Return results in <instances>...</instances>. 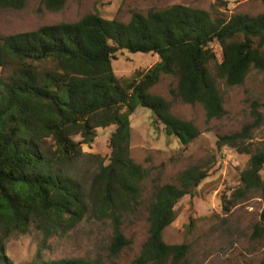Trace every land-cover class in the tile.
Instances as JSON below:
<instances>
[{"label":"trees","instance_id":"trees-1","mask_svg":"<svg viewBox=\"0 0 264 264\" xmlns=\"http://www.w3.org/2000/svg\"><path fill=\"white\" fill-rule=\"evenodd\" d=\"M24 2L0 0V9L19 10ZM66 2L43 0V5L60 11ZM214 43L221 48L219 61ZM263 48L264 13L213 18L205 10L181 4L145 15L135 12L128 23L93 13L77 22L0 37V69L7 72L0 76V264H14L5 252L11 235H25L32 228L46 238L65 234L89 214L113 220L110 247L119 254L129 245L121 229L122 212L141 205L143 184L152 174L131 156V116L138 107L151 110L167 136L189 146L201 132L194 123L175 116L171 103L151 89L163 76L174 77L175 98L202 105L207 122L221 119L226 111L217 79L229 87L244 84L251 70H264ZM124 50L152 53L160 60L122 83L112 62ZM213 62L216 76L209 68ZM45 63L52 67L42 69ZM111 126L116 130L109 141V164H101L87 185L72 166L84 157L82 146L94 142L97 129ZM250 130L247 126L241 133L221 136L219 145L240 147ZM263 169L264 143L240 174L236 193L257 190L264 202ZM207 177V172L191 168L181 174L180 186L154 187L149 237L133 264L183 263L188 245H169L163 234L176 220L179 201ZM263 224L264 209L256 235L264 232ZM27 264L104 263L36 259Z\"/></svg>","mask_w":264,"mask_h":264},{"label":"rangeland","instance_id":"rangeland-1","mask_svg":"<svg viewBox=\"0 0 264 264\" xmlns=\"http://www.w3.org/2000/svg\"><path fill=\"white\" fill-rule=\"evenodd\" d=\"M175 4L205 10L213 18L229 19L237 14L256 17L264 13V0H67L60 11H49L43 0H25L19 10L0 9V37L77 22L93 13L128 23L135 12L145 15L150 10ZM212 48L218 61L221 60L219 45L214 43ZM159 60L152 53L132 54L124 50L116 54L112 66L118 79L126 83ZM51 67L45 63L41 68ZM209 68L216 76V63H211ZM4 73L7 74L0 69V76ZM177 84L176 78L163 76L151 92L170 102L172 113L194 123L201 135L184 147L178 138L166 135L151 110L138 107L131 116V156L136 163L151 169L152 174L143 184L141 205L121 215V229L129 245L114 255L110 247L113 220L89 214L65 234L46 238L40 230L32 228L25 235H11L5 242V252L14 264H27L36 259H97L104 264H133L149 237V207L154 187L180 186L181 174L191 168L207 172L208 177L176 205V220L165 229L163 240L169 245H188L182 264H260L264 261V232L261 236L254 233L264 209L261 193L257 190L243 196L236 193L240 174L264 143V70H251L244 84L235 87L218 78L226 114L211 122H207L202 105H188L175 98L171 91ZM247 126L251 130L240 147L219 145V137L241 133ZM115 130V126L97 129L94 142L82 146L84 157L72 166L80 181L89 185L100 165L109 164V141ZM75 140L79 142L81 138ZM261 176L264 180V169Z\"/></svg>","mask_w":264,"mask_h":264}]
</instances>
